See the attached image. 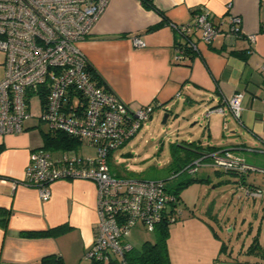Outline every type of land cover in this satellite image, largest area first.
Returning <instances> with one entry per match:
<instances>
[{
  "label": "crops",
  "instance_id": "1",
  "mask_svg": "<svg viewBox=\"0 0 264 264\" xmlns=\"http://www.w3.org/2000/svg\"><path fill=\"white\" fill-rule=\"evenodd\" d=\"M152 2L164 16L145 9L141 0L107 2L90 35L79 45L96 76L126 104L152 105L151 120L158 111L166 112L168 118L182 104L187 123L198 124L189 142L179 146L185 153L198 156L231 150L249 165L264 169V0ZM202 11L209 13L221 31L232 17H239L240 30L243 35H255L254 42L243 38L228 45L224 36L218 35L205 45L197 31L193 39L198 53L175 63L174 49L183 39L169 25H191L193 16ZM152 27L155 29L148 30ZM133 37L145 40L146 47L134 48ZM234 95L241 97L240 123L220 104L222 98ZM218 107L221 114L206 116L208 109ZM39 126L38 119H31L22 132L0 136V213H7L5 230L0 225V264H39L48 256L60 257L64 264H84L83 255L94 240L97 223L96 185L89 180L54 181L49 185V199L42 201L35 187L22 184L33 151L54 158L62 152H76L45 150ZM243 182L264 188V174L251 173ZM237 183L233 184L237 196L253 201L243 195ZM259 200L264 218V198ZM260 223L258 236L250 229L247 247L253 237L261 246V254L244 260L251 264H264V221ZM206 225L217 237L213 226ZM54 227H64L55 238L25 236Z\"/></svg>",
  "mask_w": 264,
  "mask_h": 264
},
{
  "label": "built area",
  "instance_id": "2",
  "mask_svg": "<svg viewBox=\"0 0 264 264\" xmlns=\"http://www.w3.org/2000/svg\"><path fill=\"white\" fill-rule=\"evenodd\" d=\"M109 0H0V52L4 54L0 79V136L20 133L25 123L38 119L49 132H59L95 149L94 157L62 152L54 158L44 151H33L22 184L35 187L42 201L50 197L49 185L58 180H89L96 185L95 236L83 257L90 264H125L132 248L131 229L152 232L163 220L173 223L179 217L176 197L164 181L120 178L111 172L109 156L126 144L148 121L152 105L126 104L110 89L91 78L90 64L80 43L90 35ZM240 18L232 17L225 31L212 22L208 12L193 16L191 25H169L182 37L173 60L187 59L183 50L198 53L193 35L210 45L218 35L229 43L255 35H243ZM134 48H145V40L131 39ZM264 69V66H261ZM37 98L38 111L32 109ZM234 121L241 120V97L220 100ZM222 113L220 107L208 109L206 116ZM232 172L242 177L264 174L231 150L203 155L186 172L200 167ZM246 198H264V189L239 185Z\"/></svg>",
  "mask_w": 264,
  "mask_h": 264
},
{
  "label": "rangeland",
  "instance_id": "3",
  "mask_svg": "<svg viewBox=\"0 0 264 264\" xmlns=\"http://www.w3.org/2000/svg\"><path fill=\"white\" fill-rule=\"evenodd\" d=\"M4 54L0 52V79L3 75ZM38 100H32V109L38 111ZM183 105L163 122L166 112H157L149 118L125 145L109 156L113 175L123 178L162 180L169 193L182 182L193 180L181 189L179 217L169 224L167 245L171 264H236L248 258L251 230L257 235L261 217L260 200H241L234 192L238 176L211 167H200L195 174L185 171L189 155L180 147L196 124L183 117ZM192 125V126H191ZM40 123L38 129L46 132ZM83 158L94 157L95 149L86 144L75 152ZM74 155V152L72 153ZM264 167V165H262ZM251 174V173H250ZM208 179V180H206ZM198 180V181H195ZM259 180V179H258ZM256 180L257 182H259ZM237 189V188H236ZM225 223L227 224L225 227ZM211 224L217 237L207 227ZM128 241L138 250L145 242H154L155 234L141 227L131 229ZM264 245V236H261ZM84 264H90L83 257Z\"/></svg>",
  "mask_w": 264,
  "mask_h": 264
},
{
  "label": "trees",
  "instance_id": "4",
  "mask_svg": "<svg viewBox=\"0 0 264 264\" xmlns=\"http://www.w3.org/2000/svg\"><path fill=\"white\" fill-rule=\"evenodd\" d=\"M153 0H141V4L144 6L145 9L147 10H152L156 12V14H159L161 16H164L162 12L155 6ZM155 27L149 28L148 30H153ZM186 54H187V59L189 60L190 58L194 57L195 54L192 52H188V48L183 49ZM236 54V53H235ZM240 55V54H236ZM91 73V78L97 83L98 86H103L104 88L109 89L104 83L96 76L93 68L90 66V71ZM43 140L44 141V146L43 148L45 150H70V151H76V149L81 145V141L75 140L74 138H71L65 134L59 133V132H43ZM184 149V148H183ZM185 150V149H184ZM191 151V150H189ZM195 153V151H191ZM212 152H207V153H201L198 156H194L191 153L187 154L189 155L190 159H188V162L186 163V168L189 167L194 161H196L198 158L202 157L203 155H207ZM109 164V163H108ZM229 174H233L238 176V182L237 187L239 185H244V186H249L248 184L244 183V179L246 177H242L238 174L232 173V172H226ZM198 181V180H195ZM193 182V180H188L185 182H182L176 186V188L171 189V194H173L176 197V206L179 204V193L181 189L186 187L188 183ZM254 186V185H253ZM259 187V186H258ZM261 188V187H260ZM264 189V188H262ZM7 213H4V211H1L0 213V225L2 226V229L5 230L6 223H7ZM178 220V218H177ZM176 222V221H175ZM169 222L167 220H163L158 226L153 231V234L156 236V240L152 243L150 242H145L140 249L135 250L131 249L129 252H127L124 256V261L125 264H171L169 252H168V246L167 241H168V236H169ZM64 231V227H57L53 229H49L47 231H42V232H32V233H26L25 236L27 237H54L61 234ZM245 253L247 255H253L257 256L258 254H261V246L260 243H258V240L253 237L252 242L249 247H247ZM262 258V257H261ZM63 261L61 260L60 257H53V256H48L44 257L41 259L39 264H64L62 263ZM111 264H117L116 262H113ZM236 264H251L249 261H242V262H237ZM252 264H259V263H252Z\"/></svg>",
  "mask_w": 264,
  "mask_h": 264
},
{
  "label": "water",
  "instance_id": "5",
  "mask_svg": "<svg viewBox=\"0 0 264 264\" xmlns=\"http://www.w3.org/2000/svg\"><path fill=\"white\" fill-rule=\"evenodd\" d=\"M166 119H167V114L164 116V119H163V122L162 123H165L166 122Z\"/></svg>",
  "mask_w": 264,
  "mask_h": 264
}]
</instances>
